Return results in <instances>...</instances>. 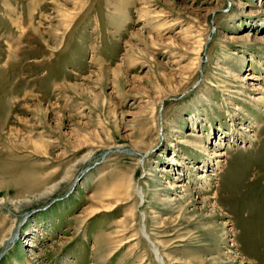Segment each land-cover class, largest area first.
Returning <instances> with one entry per match:
<instances>
[{
  "label": "rangeland",
  "instance_id": "1",
  "mask_svg": "<svg viewBox=\"0 0 264 264\" xmlns=\"http://www.w3.org/2000/svg\"><path fill=\"white\" fill-rule=\"evenodd\" d=\"M0 264H264V0H0Z\"/></svg>",
  "mask_w": 264,
  "mask_h": 264
},
{
  "label": "bare ground",
  "instance_id": "2",
  "mask_svg": "<svg viewBox=\"0 0 264 264\" xmlns=\"http://www.w3.org/2000/svg\"><path fill=\"white\" fill-rule=\"evenodd\" d=\"M69 17V16H68ZM42 112L44 113V111L42 110ZM145 232V231H144ZM146 235H147V233H145ZM146 237V236H145ZM147 238V237H146ZM149 241H150V239L149 238H147ZM15 240V239H14ZM3 241V240H2ZM151 242V241H150ZM152 242H154V241H152ZM154 244H155V242H154ZM152 246L154 247V248H156V250H157V252H159L160 253V250H158V248L156 247L157 245L155 244V245H153V243H152ZM153 248V249H154Z\"/></svg>",
  "mask_w": 264,
  "mask_h": 264
},
{
  "label": "water",
  "instance_id": "3",
  "mask_svg": "<svg viewBox=\"0 0 264 264\" xmlns=\"http://www.w3.org/2000/svg\"><path fill=\"white\" fill-rule=\"evenodd\" d=\"M148 235V234H147ZM149 236V235H148Z\"/></svg>",
  "mask_w": 264,
  "mask_h": 264
}]
</instances>
